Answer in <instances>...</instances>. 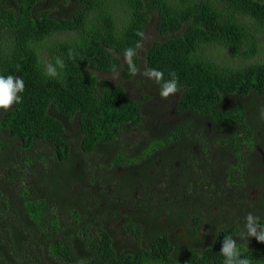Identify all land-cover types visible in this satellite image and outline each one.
I'll use <instances>...</instances> for the list:
<instances>
[{
    "label": "trees",
    "instance_id": "1",
    "mask_svg": "<svg viewBox=\"0 0 264 264\" xmlns=\"http://www.w3.org/2000/svg\"><path fill=\"white\" fill-rule=\"evenodd\" d=\"M49 1L0 0V75L25 85L22 102L0 114V180L18 182L16 206L0 191V264H223L226 236L264 264V243L237 236L248 213L264 226V193L248 201L264 191V172L246 168L264 151V0ZM151 21L161 39L134 61L165 80L174 72L176 111L193 118L146 134L144 105L163 100L160 85L131 75L124 50L143 45L137 32ZM57 57L65 67L49 77ZM118 71L126 86L100 78ZM137 82L148 90L140 100L130 95ZM15 143L17 161L8 156ZM230 185L238 218L212 197ZM114 221L148 243L125 251Z\"/></svg>",
    "mask_w": 264,
    "mask_h": 264
},
{
    "label": "rangeland",
    "instance_id": "2",
    "mask_svg": "<svg viewBox=\"0 0 264 264\" xmlns=\"http://www.w3.org/2000/svg\"><path fill=\"white\" fill-rule=\"evenodd\" d=\"M47 0L46 5H49L50 1ZM59 3H61L60 0H53L52 4L57 6L59 5ZM155 22L151 21L148 26L147 29L145 31V35H144V41H143V49L145 50L148 47L151 46V44H153L155 41H159L161 39V36L157 33L156 29H155ZM264 44V43H263ZM261 49H264V47H261ZM125 65V64H124ZM146 69V68H145ZM110 79H112L114 82L119 83V80H121L122 83L125 84L126 86V82H124L121 78V72L118 71L115 74L112 75H107V76H100V78H104V77H108ZM142 77H139V79H141ZM146 87H144L140 82L134 83L133 85H131L130 87V95L136 97V99L140 100L142 96L145 95V92H147L148 90H145ZM179 99V93H176L174 95L169 96L167 99H163L161 101H148L145 103L144 105V115H145V119H144V129L143 131L146 134H150L151 132H154L157 130L156 128V124L159 125H163V124H171V125H175L177 124L180 120H191L193 117L187 116V115H181L180 113H178L176 111V105H177V101ZM163 108L162 112L161 109ZM2 109H0V114H1ZM165 111H168L164 114ZM160 114H164L163 116ZM206 126H209V124L207 123ZM70 133V137L72 139V141L74 142L77 139V135L73 130L69 131ZM139 132H135L133 134H131V139L134 140V142H136L139 139ZM6 142L9 141L8 138H6ZM16 145H14L13 147L10 148L9 150V154L8 156L12 157L13 161H17L20 159V157H18L20 155V153L17 151V147H20L21 145H19L18 143H15ZM40 147H43L46 149L45 145H41ZM33 154V153H32ZM34 155V154H33ZM259 156V157H257ZM85 159H90L88 156L84 157ZM216 160H218L217 162H220L219 160H221L220 157H215ZM253 160V162L255 163H250V161ZM262 165V167H261ZM251 166L256 167V169H254L256 171V173L252 176H260L262 175V173L264 172V151L262 150H257L255 152H253V158L249 159L248 163H246V168H251ZM178 167V164H177ZM10 172H15L14 170H11ZM9 172V176L13 177V175H11ZM18 186V182L17 180L14 178L13 183H11L10 185L6 182H3L2 180H0V191L4 192L8 198L10 203L14 204L16 206V202L18 201V196L16 193V188ZM105 185H98V187H100V193L99 195L104 196L103 198H105V195L102 193V190H106L107 188L104 187ZM86 188L88 190H94L95 188H92L90 185L86 184ZM168 188V185L165 184L163 186V189ZM236 190V188L233 185H230V188L228 189V192L222 191V188L220 187L218 189V191H215L217 194L212 196L215 199H221L223 198V201L226 202L227 204H229V207L232 209V207L230 206V204L232 202H234L235 200H241L240 195H238V192L232 193L231 190ZM222 193V194H221ZM264 191L259 189V188H253L250 192H248V201L252 203H254V201L260 199L263 196ZM196 194H198V192H196ZM210 194V193H209ZM237 196V199L236 197ZM102 198V199H103ZM3 202V199H0V203ZM130 207L132 203H129ZM251 209L253 211V213H256V209L255 206H251ZM133 211L132 208H130L128 210V212ZM215 211H219L217 208L215 209ZM228 211V210H227ZM214 212V209H213ZM213 212H211V214H213ZM230 212H232L230 214ZM230 212H226V216H235V217H241V215H243L241 212H237L236 209H232V211ZM204 213V212H203ZM207 212H205L204 214L206 215ZM246 217V216H245ZM228 221L223 222L222 224H227ZM110 228H112L115 232V237L117 238V241L119 243V245L124 248L125 251L127 252H131L135 249H137L138 247H140L142 245V243H148V241L144 238L137 239L135 238L134 234H131L126 228L125 225L123 224V222H112L111 224H109ZM176 233V235L178 236V241L180 243V245L182 246H188L191 244L190 242V233L186 228H178L175 229L174 231ZM207 232V228L206 226L202 227L201 230V234H205Z\"/></svg>",
    "mask_w": 264,
    "mask_h": 264
},
{
    "label": "clouds",
    "instance_id": "3",
    "mask_svg": "<svg viewBox=\"0 0 264 264\" xmlns=\"http://www.w3.org/2000/svg\"><path fill=\"white\" fill-rule=\"evenodd\" d=\"M137 35L144 38L143 32H137ZM142 48V43L137 42L135 47H129L124 50V61L128 66V70L131 75L135 76L141 74L148 79L153 80L155 83L160 85V96L163 99H167L169 96L174 95L178 92V78L174 72H170L171 77L168 80L164 79V73L157 69H145L142 73L140 72L137 64L134 61V57H137L138 50ZM69 59H73V52L70 50L68 54ZM57 66L60 69L65 67L63 59L60 57L56 58L55 66L48 64L46 66L45 74L49 77H57ZM113 71H116V66L113 65ZM24 81L17 76L8 75L7 77L0 75V109L5 111L12 108L14 104L22 102L20 93L24 91ZM260 117L264 119V108L260 110ZM259 217L248 213L245 217L244 228L237 234L241 242H248L250 238H255L258 242L264 243V226L258 223ZM247 243L244 245L246 247ZM220 254L224 257L223 264H251V261L243 257V253L238 246L237 238L234 239L232 236H226L223 239V247L220 250Z\"/></svg>",
    "mask_w": 264,
    "mask_h": 264
}]
</instances>
